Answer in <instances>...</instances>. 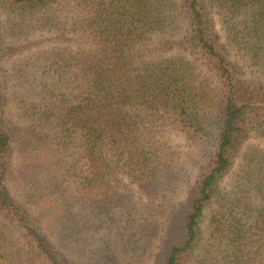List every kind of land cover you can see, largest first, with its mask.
Segmentation results:
<instances>
[{"label":"trees","instance_id":"16d2710c","mask_svg":"<svg viewBox=\"0 0 264 264\" xmlns=\"http://www.w3.org/2000/svg\"><path fill=\"white\" fill-rule=\"evenodd\" d=\"M1 4L59 43L32 111L50 132L45 162L66 170L55 215L21 199L1 100L0 264H140L160 230L136 217L133 192L172 188V136L202 164L154 264H264V157L223 187L251 136L264 140V0Z\"/></svg>","mask_w":264,"mask_h":264},{"label":"rangeland","instance_id":"374dc122","mask_svg":"<svg viewBox=\"0 0 264 264\" xmlns=\"http://www.w3.org/2000/svg\"><path fill=\"white\" fill-rule=\"evenodd\" d=\"M28 25L23 19L10 17L0 0V101L7 102L3 116L5 123L17 128L14 158L18 169L13 189L22 200L26 198L31 209H34V205L46 203L52 206L49 214L55 215L61 208L59 187L66 169H57L52 160L45 162L44 155L50 145V132L48 129H41L39 122L37 123L38 116L32 111L37 107L38 102L34 98L36 99L35 93L39 91L32 84L38 82L40 85L45 82L43 71L52 72L57 67L50 65L47 57L55 52L54 49L59 47V43L55 34L34 29L29 31ZM15 48L19 52L15 53ZM45 137L47 139L43 141ZM39 138L42 140L39 145L28 143L29 140L38 143ZM169 142L179 158V169L174 175L172 188L153 199L142 195L136 189L133 192L136 217L144 224L157 223L160 230L157 231L153 247L140 264H154L155 255L161 248L169 224L176 211L187 201L190 186L199 174L202 164L197 153L183 138L172 136ZM259 156L264 157V140L253 134L232 175L223 184L227 192L237 187V180L247 167L246 158ZM211 214L210 211L207 216Z\"/></svg>","mask_w":264,"mask_h":264}]
</instances>
